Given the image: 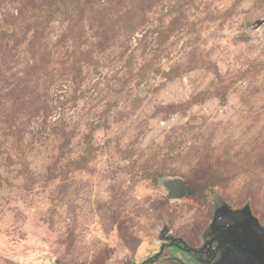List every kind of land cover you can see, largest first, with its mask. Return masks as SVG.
Returning a JSON list of instances; mask_svg holds the SVG:
<instances>
[{
	"label": "rangeland",
	"instance_id": "obj_1",
	"mask_svg": "<svg viewBox=\"0 0 264 264\" xmlns=\"http://www.w3.org/2000/svg\"><path fill=\"white\" fill-rule=\"evenodd\" d=\"M247 206L264 0H0V264H191Z\"/></svg>",
	"mask_w": 264,
	"mask_h": 264
},
{
	"label": "flooded vegetation",
	"instance_id": "obj_2",
	"mask_svg": "<svg viewBox=\"0 0 264 264\" xmlns=\"http://www.w3.org/2000/svg\"><path fill=\"white\" fill-rule=\"evenodd\" d=\"M253 239V238H252ZM247 235L230 234L223 228L210 231L203 246L198 249L184 246L182 243L175 246L191 257V264H263L264 240H252ZM260 245V252L253 245Z\"/></svg>",
	"mask_w": 264,
	"mask_h": 264
},
{
	"label": "water",
	"instance_id": "obj_3",
	"mask_svg": "<svg viewBox=\"0 0 264 264\" xmlns=\"http://www.w3.org/2000/svg\"><path fill=\"white\" fill-rule=\"evenodd\" d=\"M185 183L182 179L174 180L170 185L169 189L173 198L179 199L182 197ZM217 228H223L226 232L233 234L239 233L244 236L247 235L252 240H264V227L261 226L259 220L252 214L250 207L247 206L241 210H230L227 207H223L216 212L215 218L211 224L210 231H214ZM170 243L166 244L167 246H179L182 243L184 246L187 244L181 239H167ZM166 245H163L161 252L154 256V258L149 259L146 263L154 262L162 253ZM254 248H257V251L260 250V245H253ZM264 264V259H263ZM249 264H254V261Z\"/></svg>",
	"mask_w": 264,
	"mask_h": 264
},
{
	"label": "trees",
	"instance_id": "obj_4",
	"mask_svg": "<svg viewBox=\"0 0 264 264\" xmlns=\"http://www.w3.org/2000/svg\"><path fill=\"white\" fill-rule=\"evenodd\" d=\"M187 187L186 188H184V190H183V192H184V194H186L187 193Z\"/></svg>",
	"mask_w": 264,
	"mask_h": 264
}]
</instances>
